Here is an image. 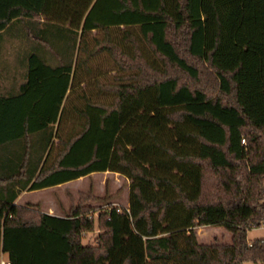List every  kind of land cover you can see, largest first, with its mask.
Returning a JSON list of instances; mask_svg holds the SVG:
<instances>
[{"label":"trees","instance_id":"1","mask_svg":"<svg viewBox=\"0 0 264 264\" xmlns=\"http://www.w3.org/2000/svg\"><path fill=\"white\" fill-rule=\"evenodd\" d=\"M102 54L122 74L82 88ZM105 171L128 207L14 203ZM126 215L142 264H264L247 239L264 226V0H0V258L101 264ZM214 225L229 243L199 241Z\"/></svg>","mask_w":264,"mask_h":264},{"label":"rangeland","instance_id":"2","mask_svg":"<svg viewBox=\"0 0 264 264\" xmlns=\"http://www.w3.org/2000/svg\"><path fill=\"white\" fill-rule=\"evenodd\" d=\"M93 35L101 36V33L94 31L91 36ZM89 66L91 68L90 74L83 72L81 75V79L83 80L81 87L84 89L87 88L85 85L86 81H89L90 83L92 82V86H94V79H97L101 83H114V77L118 74H122L113 63L112 59H110L106 54H102L93 59ZM95 88V91H97L96 86ZM102 93L103 94H100L95 98L105 101L111 100V93L105 90H103ZM80 191L84 193L89 192L96 196L97 200L92 204L95 207L92 210L94 213H96L98 209H102L110 205L128 207L129 180L119 174L117 175L113 173H97L71 184L40 190L39 192L32 194L30 196L31 199L29 198L31 201L28 202H37L40 206H46L47 203L54 199L55 208L53 211H59L62 210L63 207H68L67 205L70 203V201H67L68 196L77 198ZM26 199L28 200V198L24 196L23 200ZM122 226L123 243L121 248L116 252H111L108 259H100L99 262L101 264H120V261L127 253L132 254V264H142L145 260L144 238L137 235L131 228L129 215H126L123 218ZM196 230L199 241L202 243L230 242L231 235L223 226H200L197 227ZM96 234L97 231L88 234L82 242H93ZM256 238H264V226L253 227L248 230V241ZM243 264L254 263L246 261Z\"/></svg>","mask_w":264,"mask_h":264},{"label":"crops","instance_id":"3","mask_svg":"<svg viewBox=\"0 0 264 264\" xmlns=\"http://www.w3.org/2000/svg\"><path fill=\"white\" fill-rule=\"evenodd\" d=\"M97 173H105V174H107V173H113V172H109V171H105V172H94V173H91V174H89L87 176H83V177H80L78 179L71 180V181H68V182H64V183L58 184L56 186H51V187L44 188V189H49V188H52V187H60V186H63V185L71 184L73 182H76L78 180H83L84 178H87V177L92 176V175L97 174ZM113 174H117L118 175V173H113ZM40 190H43V189H40ZM40 190H28V189H25L23 192H21L18 195V197H17V199H16V201L14 203L19 204V205H22V206L23 205H26V204H37L45 213L52 214V215H60V214H62V210L53 211L54 208H55L54 207V205H55V203H54L55 200L54 199L51 200V202L47 203L46 206H42V205L40 206L37 202H28V201H31V200H29L30 196L32 194L36 193V192H39ZM80 192H82V191H80ZM24 196L26 198H28V200L27 199L26 200H23ZM71 198H74L75 200L78 199V197L76 198V197L68 196V198H67L68 200L67 201H71ZM33 201H35V200H33ZM62 209H65V208L63 207ZM4 257L6 258V256H4Z\"/></svg>","mask_w":264,"mask_h":264},{"label":"built area","instance_id":"4","mask_svg":"<svg viewBox=\"0 0 264 264\" xmlns=\"http://www.w3.org/2000/svg\"><path fill=\"white\" fill-rule=\"evenodd\" d=\"M0 264H10V261L7 258H5L4 256H1Z\"/></svg>","mask_w":264,"mask_h":264}]
</instances>
